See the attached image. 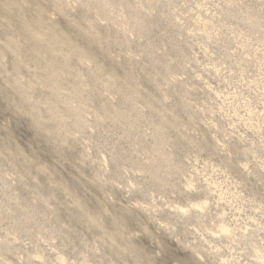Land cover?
<instances>
[{"label":"rangeland","instance_id":"rangeland-1","mask_svg":"<svg viewBox=\"0 0 264 264\" xmlns=\"http://www.w3.org/2000/svg\"><path fill=\"white\" fill-rule=\"evenodd\" d=\"M0 264H264V0H0Z\"/></svg>","mask_w":264,"mask_h":264}]
</instances>
